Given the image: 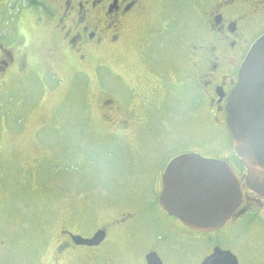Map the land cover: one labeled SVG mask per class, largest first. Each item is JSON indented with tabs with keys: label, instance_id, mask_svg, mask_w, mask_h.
<instances>
[{
	"label": "rangeland",
	"instance_id": "1",
	"mask_svg": "<svg viewBox=\"0 0 264 264\" xmlns=\"http://www.w3.org/2000/svg\"><path fill=\"white\" fill-rule=\"evenodd\" d=\"M42 2L49 0L38 6ZM167 4L160 1L133 25L114 60L105 51L109 67L121 74L115 76L109 69L94 71L95 55L81 65L59 58L45 10L25 0H0V44H26L18 51L35 63L23 76L13 72L5 88L0 82V243L8 255L1 264H16L19 256L42 247L70 224L71 215L93 225L109 196L136 186L134 205H142L151 196L143 195L139 181L130 187L135 167L147 173L150 184L178 154L233 160L226 130L213 123L202 100L195 103L182 80L178 35L189 26L188 4L172 20ZM141 81L158 90L149 101ZM132 87L140 98L125 101ZM103 97H115L116 112H101ZM121 121L125 132L116 133ZM257 233L263 236L261 229Z\"/></svg>",
	"mask_w": 264,
	"mask_h": 264
},
{
	"label": "flooded vegetation",
	"instance_id": "2",
	"mask_svg": "<svg viewBox=\"0 0 264 264\" xmlns=\"http://www.w3.org/2000/svg\"><path fill=\"white\" fill-rule=\"evenodd\" d=\"M160 1L168 2L167 11L172 10L169 20L188 4L189 26L178 35L179 63L186 69L185 81L183 77L182 80L195 103L198 105L202 100L213 123L226 129V107L241 65L252 45L264 35V0H188L187 3L184 0H49L38 8L51 18L50 34L56 40L59 58L67 56L81 65L95 55L99 61L94 71L111 70L120 76L119 71L109 67L112 63L103 57L105 51L114 60L133 25L143 20ZM168 24L163 23L164 32ZM155 39L156 36L151 43ZM21 47L26 48V44L13 43L9 47L0 44V74L9 72L0 81H5L3 88L13 72L23 76L35 64L28 54L18 51ZM42 63L46 64L45 58ZM141 82L143 86L145 81ZM156 82L154 87L160 90L162 85L157 79ZM152 88L142 87L147 91V100L158 92ZM130 91L125 101L140 98L134 87ZM114 98H102V113L117 111L119 106L116 107ZM125 127L121 121L116 133H124ZM170 161L155 173V178L148 180L150 184L144 181L148 175L139 166L135 167L136 174H129L130 187L139 181L143 195L151 196L142 205H134L139 193L136 186L128 194L109 196L98 207L97 222L93 225L71 215L70 224L49 237L42 247L34 250L33 243L27 244L34 252L19 256L16 264H43L44 260L46 264H264V200L245 185L246 170L235 159L228 160L241 180L243 202L220 228L205 231L190 227L160 204L163 176ZM83 217L92 219V215ZM260 229L263 236L257 233ZM96 235L97 242L92 245L76 239L77 236L91 239ZM3 245L0 243V264L8 257L1 253Z\"/></svg>",
	"mask_w": 264,
	"mask_h": 264
},
{
	"label": "water",
	"instance_id": "3",
	"mask_svg": "<svg viewBox=\"0 0 264 264\" xmlns=\"http://www.w3.org/2000/svg\"><path fill=\"white\" fill-rule=\"evenodd\" d=\"M226 110L232 149L247 170L245 185L264 200V35L243 61ZM159 202L190 227L210 231L242 205L243 187L227 161L182 153L167 166ZM96 238L76 237L89 245Z\"/></svg>",
	"mask_w": 264,
	"mask_h": 264
},
{
	"label": "trees",
	"instance_id": "4",
	"mask_svg": "<svg viewBox=\"0 0 264 264\" xmlns=\"http://www.w3.org/2000/svg\"><path fill=\"white\" fill-rule=\"evenodd\" d=\"M25 1H27L28 5H30V6H37L38 7V4H40L39 0H25ZM234 158L237 161V164L239 165V167L241 169H244V165L242 164L241 160L236 156H234Z\"/></svg>",
	"mask_w": 264,
	"mask_h": 264
}]
</instances>
